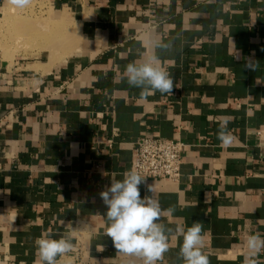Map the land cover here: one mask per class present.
I'll return each instance as SVG.
<instances>
[{"label": "crops", "instance_id": "crops-1", "mask_svg": "<svg viewBox=\"0 0 264 264\" xmlns=\"http://www.w3.org/2000/svg\"><path fill=\"white\" fill-rule=\"evenodd\" d=\"M49 1L76 24L75 52L0 56V264H39L35 240L49 232L72 237L61 264H143L105 235L99 195L132 170L142 135L181 141L183 163L141 197L174 210L167 228L200 222L210 264H243L246 237H264V0ZM148 33L170 44L155 54L173 94L127 83ZM181 244L171 235L157 264H182Z\"/></svg>", "mask_w": 264, "mask_h": 264}, {"label": "clouds", "instance_id": "clouds-1", "mask_svg": "<svg viewBox=\"0 0 264 264\" xmlns=\"http://www.w3.org/2000/svg\"><path fill=\"white\" fill-rule=\"evenodd\" d=\"M15 8H26L31 0H7ZM145 45L150 54L127 64L125 78L130 87L141 89V96L159 91L161 94H173L174 81L162 65L155 50L168 48L155 33H148ZM228 121L220 124L217 138L227 145L233 140L227 129ZM135 169L124 173L122 180L113 178L110 186L99 193L106 211L107 228L105 235L111 238L118 253L136 256L143 264H157L169 250L171 235L182 237L179 256L182 264H210L205 252L203 225L193 222L191 227L167 228L161 221L164 215L174 210L162 209L153 194L141 197L140 185L146 183ZM153 193L152 185L148 186ZM74 230V229H73ZM53 233H44L35 240L39 264H61V257L72 251L71 235L53 238ZM245 254L243 264H261L257 259L264 253V237L259 233L250 234L244 241ZM103 246L101 251H103Z\"/></svg>", "mask_w": 264, "mask_h": 264}, {"label": "rangeland", "instance_id": "rangeland-1", "mask_svg": "<svg viewBox=\"0 0 264 264\" xmlns=\"http://www.w3.org/2000/svg\"><path fill=\"white\" fill-rule=\"evenodd\" d=\"M59 15L49 0H31L23 9L5 0L0 8V56L9 61L18 57L47 62L66 59L75 52L79 39L71 17Z\"/></svg>", "mask_w": 264, "mask_h": 264}, {"label": "built area", "instance_id": "built-area-1", "mask_svg": "<svg viewBox=\"0 0 264 264\" xmlns=\"http://www.w3.org/2000/svg\"><path fill=\"white\" fill-rule=\"evenodd\" d=\"M183 143L156 135H142L137 142L132 170L145 180L178 181L183 163Z\"/></svg>", "mask_w": 264, "mask_h": 264}]
</instances>
